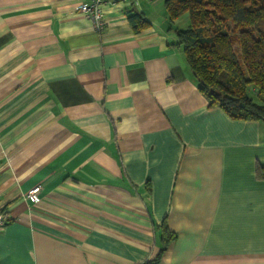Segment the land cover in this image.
<instances>
[{"label":"crops","instance_id":"obj_1","mask_svg":"<svg viewBox=\"0 0 264 264\" xmlns=\"http://www.w3.org/2000/svg\"><path fill=\"white\" fill-rule=\"evenodd\" d=\"M81 1L0 0V264H141L162 223L158 264H264V122L208 106L165 0Z\"/></svg>","mask_w":264,"mask_h":264},{"label":"trees","instance_id":"obj_2","mask_svg":"<svg viewBox=\"0 0 264 264\" xmlns=\"http://www.w3.org/2000/svg\"><path fill=\"white\" fill-rule=\"evenodd\" d=\"M176 44L208 106L220 107L235 120L264 122V0H165ZM130 22L136 31L148 25L141 15ZM264 180V166H257ZM176 234L161 224L162 249L141 264H158Z\"/></svg>","mask_w":264,"mask_h":264},{"label":"built area","instance_id":"obj_3","mask_svg":"<svg viewBox=\"0 0 264 264\" xmlns=\"http://www.w3.org/2000/svg\"><path fill=\"white\" fill-rule=\"evenodd\" d=\"M120 1H126V0H120ZM76 9L79 13L85 15L92 21L97 31H101L104 28L105 20L101 6V0L81 1L76 6ZM39 190H40V186H35L27 192L26 196L31 197L33 200L36 201ZM9 220L10 217L7 211L0 208V228L6 225L9 222Z\"/></svg>","mask_w":264,"mask_h":264},{"label":"rangeland","instance_id":"obj_4","mask_svg":"<svg viewBox=\"0 0 264 264\" xmlns=\"http://www.w3.org/2000/svg\"><path fill=\"white\" fill-rule=\"evenodd\" d=\"M184 27V26H183Z\"/></svg>","mask_w":264,"mask_h":264}]
</instances>
